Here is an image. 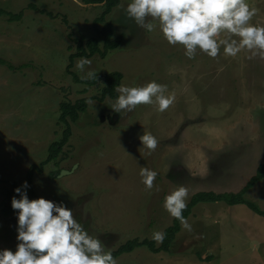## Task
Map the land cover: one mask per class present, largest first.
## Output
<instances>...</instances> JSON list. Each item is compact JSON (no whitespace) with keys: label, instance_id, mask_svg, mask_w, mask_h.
<instances>
[{"label":"rangeland","instance_id":"obj_1","mask_svg":"<svg viewBox=\"0 0 264 264\" xmlns=\"http://www.w3.org/2000/svg\"><path fill=\"white\" fill-rule=\"evenodd\" d=\"M129 2L121 0L108 16L115 36L124 37L121 45L105 57L87 58L83 73L75 65L73 71L79 77L120 71L126 86L164 84L175 101L163 113L155 105L115 112L114 99L92 98L100 95L101 82L79 83L67 71L77 52L74 39L96 35L93 21L102 4L0 0V8L22 13L13 21L0 17V58L14 66L0 63V204L12 182L22 187L27 181L29 198L33 187L38 198L72 209L106 251L164 232L174 219L164 197L180 186L189 190L188 202L199 191H239L264 155V60H249L247 50L226 57L223 48L215 59L199 51L188 59L158 26L150 33L130 18ZM247 3L257 9L250 23L264 26V0ZM84 98L87 111L70 122L68 143L30 184V167L46 160L50 145L62 138L60 103ZM145 132L158 140L151 153L140 140ZM141 168L158 173L152 189L143 184ZM247 198L264 210V179ZM186 220L191 230L181 225L170 252L141 246L119 256L118 264H264V216L246 205L201 203ZM17 228V215L0 212V250L16 251Z\"/></svg>","mask_w":264,"mask_h":264},{"label":"clouds","instance_id":"obj_2","mask_svg":"<svg viewBox=\"0 0 264 264\" xmlns=\"http://www.w3.org/2000/svg\"><path fill=\"white\" fill-rule=\"evenodd\" d=\"M126 12L150 33L158 26L169 45L183 46L188 59L195 58L198 51L215 59L223 48L226 57H236L247 50L249 60H264V26L250 23L257 9L250 7L247 0H130ZM221 33H227V37L217 39ZM90 64L89 59L81 58L75 69L83 73ZM96 75L88 71L81 79ZM115 90L119 95L111 108L122 114L140 105H155L163 113L175 101L174 94H165L167 86L156 81L143 86L121 84ZM140 140L149 153L158 146L157 138L150 133L145 132ZM157 175L149 168L140 170L147 189L153 188ZM27 188L25 181L15 189L20 198L13 197L11 201L12 208L18 210L20 243L15 252L0 250V264H118L101 240L90 235L74 218L72 209L44 197L29 199ZM188 199L189 190L180 186L164 197L163 207L182 227L191 230L183 216ZM165 235L156 231L151 239L158 246Z\"/></svg>","mask_w":264,"mask_h":264},{"label":"trees","instance_id":"obj_3","mask_svg":"<svg viewBox=\"0 0 264 264\" xmlns=\"http://www.w3.org/2000/svg\"><path fill=\"white\" fill-rule=\"evenodd\" d=\"M85 4H102L103 11L96 17L93 21V26L96 30V35L86 40L84 36L74 39L77 43V52L70 54L69 62L67 65V71L73 76L76 82L83 83L89 86L103 84L101 93L99 96L92 97L98 99L99 101H104L107 98L114 99L118 97L119 93L115 90L121 85L123 79V73L120 71H111L107 73H96L97 75L91 79H81L79 75L73 71L76 58H89L95 55H100L102 57L107 56V54L116 49L121 45L124 40L123 35L115 36V29L113 23L108 19V16L112 11L117 8L121 0H81ZM9 16V20H18L21 18L22 13L14 14L10 11L0 8V17ZM70 49L72 46L69 47ZM1 64H8L5 60L0 58ZM10 69H14V66L8 64ZM88 102L87 99H79L75 103L70 101H62L60 103V116L59 122L64 124V130L62 138L53 142L49 147V155L46 160L42 161L40 164H34L30 167L28 171V180L30 184L33 182V174L36 171L43 172L44 167L49 162L56 160L63 150L64 146L68 143L72 134L71 121H77L80 115L87 111ZM264 179V155L263 160L257 167L255 174L249 179V181L237 192H215V191H199L192 195L191 199L187 203V208L183 211V216L187 219L193 209L201 203L210 202H225L228 205H238L244 204L249 207L254 213L264 216V210L259 207V205L247 198V193L254 187L258 182ZM32 186V185H31ZM18 187L16 182H12L10 187L4 192V200L0 204V212L4 215H17L18 210H14L11 205L13 197L20 198L19 194L15 192ZM31 198H38L34 189H31ZM181 230V222L174 218L171 225H169L164 233L165 239L162 244L158 245L152 239L140 240L138 238L129 239L123 244H121L117 249L111 251L113 257L117 259L119 256L130 253L136 248L141 246H147L152 252H170V247L175 240L177 234Z\"/></svg>","mask_w":264,"mask_h":264}]
</instances>
